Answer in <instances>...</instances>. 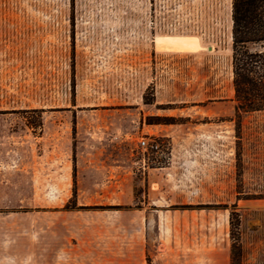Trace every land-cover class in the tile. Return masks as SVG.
<instances>
[{
  "label": "rangeland",
  "instance_id": "rangeland-1",
  "mask_svg": "<svg viewBox=\"0 0 264 264\" xmlns=\"http://www.w3.org/2000/svg\"><path fill=\"white\" fill-rule=\"evenodd\" d=\"M227 11L228 0H0V156L117 145L133 171L132 202L123 185L119 202L79 205L73 184L67 201L40 208L153 214L150 187L181 228L173 239L264 264V110L236 130ZM158 36L197 46L158 48Z\"/></svg>",
  "mask_w": 264,
  "mask_h": 264
},
{
  "label": "crops",
  "instance_id": "crops-1",
  "mask_svg": "<svg viewBox=\"0 0 264 264\" xmlns=\"http://www.w3.org/2000/svg\"><path fill=\"white\" fill-rule=\"evenodd\" d=\"M226 21L231 36V0ZM171 41L182 48L197 46L193 37L155 39L158 48H169ZM1 154L0 264H229L223 252L218 258L216 248L211 251L198 242L169 236L181 228L164 219L161 196L150 187L147 195L155 197L158 206L153 214L135 207L40 208L43 205L37 202L67 201L73 184L79 205L119 202L123 185L132 202L133 171L123 160L129 154L126 148L52 146L48 151L17 152L12 161L7 160L8 151ZM163 168L152 169L161 173ZM148 182L152 184L150 177ZM153 184L161 190L159 182Z\"/></svg>",
  "mask_w": 264,
  "mask_h": 264
},
{
  "label": "trees",
  "instance_id": "trees-1",
  "mask_svg": "<svg viewBox=\"0 0 264 264\" xmlns=\"http://www.w3.org/2000/svg\"><path fill=\"white\" fill-rule=\"evenodd\" d=\"M231 20L232 88L238 130L243 113L264 110V0H231ZM144 101L152 103L153 99L144 96ZM148 120L169 123L159 117Z\"/></svg>",
  "mask_w": 264,
  "mask_h": 264
},
{
  "label": "built area",
  "instance_id": "built-area-1",
  "mask_svg": "<svg viewBox=\"0 0 264 264\" xmlns=\"http://www.w3.org/2000/svg\"><path fill=\"white\" fill-rule=\"evenodd\" d=\"M141 147L146 153H152L155 158H164L165 152L161 143L154 138H142L140 140Z\"/></svg>",
  "mask_w": 264,
  "mask_h": 264
}]
</instances>
